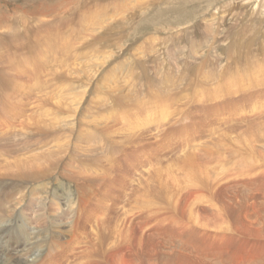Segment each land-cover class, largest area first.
I'll return each instance as SVG.
<instances>
[{"label": "rangeland", "instance_id": "374dc122", "mask_svg": "<svg viewBox=\"0 0 264 264\" xmlns=\"http://www.w3.org/2000/svg\"><path fill=\"white\" fill-rule=\"evenodd\" d=\"M232 1H239L238 11L231 5ZM241 3H244L243 0H0V118L5 117L3 120L8 122L15 115L7 117V114L18 111L19 116L22 113L20 118L25 122V129L30 131H26L23 136L19 129L17 132V128L12 127L4 137L7 141H0V154L3 153L6 162L13 165L21 154L41 155L45 149H52L54 146L58 152V162L63 155L60 154L61 145L66 142L64 134L68 135L67 143L70 148L69 158L67 156L65 159V169L59 165L60 170L55 162L51 167L44 160L45 170H48L45 174L49 175L39 177L38 181L23 180L20 174H15L17 177L9 176L6 175V169L0 170V205L4 204V195L7 196L3 192L11 194L5 204L9 207L4 209L3 205L0 211V251L14 249L15 244L22 241L21 235L26 232L28 237L29 234H40L41 238L47 239L60 234H71L75 219L76 234H95L98 229H102V233L108 225L118 223L123 214L121 207L126 209L131 205V211L136 210L135 204H140L142 200L136 199L135 195L139 197L148 194L152 199L156 197L161 202L153 207L157 208L161 204V208H165L167 187L177 183L184 184L186 179L193 177L194 171H187L185 174V171H177V167L181 170L189 160L196 159L195 156L203 162L208 160L211 163L204 165L205 169L202 170L207 173V169L212 168V173L216 170L213 175L222 168V164L225 168H233L237 167L238 161L247 160L252 164L255 161L264 166V21L249 18L250 11H243ZM253 5L249 7L253 9ZM216 10L218 14L215 13ZM221 15H234L237 22L227 20L220 28ZM263 16L264 13H261L260 19H264ZM204 22L210 23L212 36L219 32V37L225 40L229 36V26L232 25L237 31L230 35L224 45L213 42V38L208 36L206 43H200V36L205 32L204 25H201ZM243 26L252 29L251 34L247 33L251 36L246 39V44H242L240 38L239 31ZM190 43L197 46L201 44L196 58L191 57ZM57 46L61 48L60 51ZM238 49L243 53L240 58L236 57L239 56ZM72 66L74 69H71ZM229 85L231 86L228 87ZM63 89L65 96L59 97L60 101L56 100L55 94L59 95ZM42 93H45V99L41 98ZM74 93L80 95L76 102L69 100ZM62 100L64 103H61ZM42 103L46 104L47 109ZM32 112L36 115L31 114ZM143 112H148L153 117L149 125L148 113ZM56 115L58 118H65V121H59L62 132L53 134L47 126L50 117L55 122L53 118ZM256 115L258 116L255 117ZM259 116L262 119L258 120ZM133 117L135 120L146 121L143 124L149 127L146 129L141 124L143 126L139 127L140 130H133L131 135L134 134L133 138L136 140L140 132L139 135L146 139L143 137L137 140L138 143L126 141L122 145L121 136L126 131H119L115 123H119L120 118L132 122ZM20 118L17 119L19 122ZM151 122L154 125L152 127ZM159 122L162 124L158 128L163 129L157 131L156 124ZM80 124L89 128L86 130L82 127V131L88 132V135H96L100 140L96 145L98 155L96 152L92 153V158H97L96 162L91 163L86 159L88 156L84 157L86 160L81 156L84 153L81 150L89 137L83 133L77 139V136L69 132L71 127L75 128H72L75 133L80 131ZM108 127H112L111 131H108ZM128 134L129 131L124 135ZM8 136L10 137L7 138ZM21 140L29 141V148L25 150L30 151V154L23 150ZM116 143H120V147ZM1 155L0 167L3 163L1 160L4 159ZM82 161L97 171H105L104 174L109 176L95 184L94 188L99 189L98 193L92 190L91 193L94 192L95 195H91L90 199L93 200H89V206L85 205L86 208L80 212L78 196L80 192H84L69 177V171H85ZM165 167L176 170L173 174L175 177L170 178L177 180L176 183H172L167 174L162 172ZM85 173L91 176L90 172ZM195 176L197 174L194 173ZM122 179L126 196L122 198L120 195L122 199L106 197L109 195V188L118 197V188L123 186L120 182ZM218 180L222 178L219 177ZM45 183V187L39 186ZM139 183L144 186L140 184L139 187ZM90 185L88 182L86 189ZM145 186L147 190L142 191V194L137 193ZM85 193L90 195V190ZM13 194L15 196L11 197ZM115 199H118L117 202ZM105 205L106 211L102 209ZM139 208L137 207L138 210ZM90 211L105 214V227L97 228ZM70 212L76 216H71ZM182 221L190 222L187 218ZM38 248L39 244H33L34 250ZM10 253L11 251L0 253V264H6ZM47 257L48 254L44 257V263Z\"/></svg>", "mask_w": 264, "mask_h": 264}, {"label": "bare ground", "instance_id": "6f19581e", "mask_svg": "<svg viewBox=\"0 0 264 264\" xmlns=\"http://www.w3.org/2000/svg\"><path fill=\"white\" fill-rule=\"evenodd\" d=\"M243 2L245 4L241 3L242 9H243V11H246V12H248V10L250 11V12H248L250 14L249 18L258 19L259 22L264 21V19H260L261 13H264L263 12L264 11V0H243ZM253 3H254V5H253ZM231 5L233 6V8L236 11H238V9H239L238 7H240L239 1H232ZM249 5H253V9H251L249 7ZM247 6L249 8H247ZM225 10H226V8H225ZM215 13L218 14V10H216ZM241 17H245V16H241ZM263 18H264V16H263ZM220 19H221V22L218 21L220 23V28L223 26V24L227 20H231V21L237 20L236 16H234V15H232V16H222L221 15ZM207 22L201 23L202 26L204 25L203 30L205 32H203V34L200 36V43H202V42L206 43V39H207L206 37L208 36V37L213 38V42L215 41V43H219V45H221V44L224 45L225 41L230 37V35L232 33H235V31H237V29L235 27H232V25L229 26L228 28H231V29L229 30V36L225 40L224 38L219 37V35H220L219 32H215L214 36H212V32L210 30L211 29L210 23H207ZM236 22L237 21H235V23ZM218 28H219V26H218ZM251 30H249L248 26H243L242 28H240L239 32H240V38H241L242 44H246L248 42L246 39H249L251 35L248 36L247 33L248 32L250 33ZM199 34H201V33H199ZM195 38H196V36H195ZM197 43H198V41H197ZM212 44H214V43H212ZM200 45H198V46H200ZM191 46H192L191 47L192 53L190 52L191 57L196 58V56L200 53L199 52L200 47H198L195 44H191ZM177 48H178V46H177ZM57 50L60 51L61 48L58 47ZM256 50H258V49H256ZM237 53L239 56H236V57L240 58L243 56V53L239 49H238ZM66 67H68V66H66ZM74 67H75V64H74ZM258 68H259V66H258ZM71 69H74L73 66ZM256 70H257V68H256ZM69 71H70V69H69ZM71 71H73V70H71ZM252 72H254V71H252ZM64 74L65 73L63 72V75ZM227 76H228V73H227ZM230 76H232V75H230ZM86 80H88V79H86ZM232 80H233V78H232ZM158 84H159V82H158ZM231 85H229L228 87H230ZM61 91H62V93L60 92L59 95L55 94L56 98L55 97H51V98L52 99L55 98L56 100L60 101L61 99L59 97L65 96V94H63L64 89ZM75 93L72 94L71 97H69V100H73L74 102H76V100H78V97L80 95L78 96ZM82 94H84V93H82ZM40 96H41V98L45 99V93H42ZM20 99L22 100V98H20ZM21 100H19V101H21ZM48 101L49 100H47V102ZM81 101H82V99H81ZM66 102H69V101H66ZM61 103H64V101L62 100ZM43 105L45 106L44 108L47 109L46 104H43ZM159 108H160V106H159ZM34 109H33V111H36L38 108L36 110H34ZM63 109H65V108H63ZM55 110L56 109L54 108V111ZM69 110H71V109H69ZM51 111H52V109H51ZM57 111H58V109H57ZM72 111H74V110H72ZM135 111H136V109H135ZM164 111H166V110L164 109ZM260 111H262V110H260ZM12 112H11V114H7L8 116L5 113V115L7 117H10V115H12V114L15 115L10 120H8V122L6 120H3L5 117L0 118V141L6 140V138H4V137L8 134V131H10V129H12V127L17 128L15 130L17 132L19 129V131H21L23 136H25L24 133H26V131H29L28 129H25V126H24L25 122L23 123L22 118H20L22 113L19 116L18 111L15 112L16 114L14 112L13 113ZM153 112L157 113L156 111H153ZM245 112H246V110H245ZM251 112H253V111H251ZM33 113H34V115H36L35 112H32L31 114H33ZM134 113H136V115H137L138 112H134ZM134 113H132V114L134 115ZM141 113H142V111H141ZM144 113H146V112H143V114ZM256 113L258 114V112H256ZM260 113L262 114V112H260ZM132 114H131V116H132ZM163 114L168 115L165 113H163ZM150 115L151 114L148 113V116L150 118L147 121L148 125H149V121L153 120V119H151L152 116H150ZM159 115L160 114H158L157 116L159 117ZM164 115H163V118H164ZM254 115L255 114H253V116ZM53 116H54V114H53ZM120 116H121V114H120ZM243 116H247V115H243ZM257 116L258 115H256L255 117H257ZM158 117H157V119H158ZM160 117H161V115H160ZM259 117H260L259 119L257 118L258 120L262 119L261 118L262 116H259ZM18 118H20V120H21L20 122H19V120H17ZM42 118H43V116H42ZM42 118H40V119H42ZM51 118L52 117H50V120H48V126L46 125L47 127H49L48 130H50V133L53 132V134H57V133L62 132L60 130L62 127L59 126L60 125L59 121H65V118H63V117L58 118L56 115L55 118H53L55 122H53ZM134 118L135 117H133V119ZM141 118H143V117H141ZM136 119H137V117H136ZM28 121H29V119H28ZM30 121H31V119H30ZM67 122H68V120H67ZM161 122L156 124L157 125L156 126L157 131L163 129L162 127H161V129L158 128L159 127L158 125L162 124ZM260 122L261 121H259V123ZM42 123H43V121H42ZM53 123H55V124H53ZM63 123H65V125L67 124L66 122H63ZM143 123L145 124L146 121L142 122V121H140V119L139 120L134 119V121L130 122L124 118H120V122L115 123L116 125H118L119 131L120 130H123L126 132L129 131L128 135H124L126 132L122 131L124 133L121 136L122 137L121 138L122 145H124L127 142H132V141H136V143H138L137 140H140L141 138L144 137V136L142 137L141 135H139L140 132L137 135L136 140L133 138L134 134L131 135L132 134L131 132H133V130L138 132L140 130L139 127L144 125ZM164 123L168 124V122H164ZM81 124H80V126H81ZM141 124H143V125H141ZM150 124H151L150 127H152L153 123L151 122ZM148 125L147 124L144 125V126H146L145 127L146 129H147V127H149ZM164 126L165 125H163V127ZM253 126H252V129H253ZM82 127H84L86 130L89 129L87 125H82L79 129L80 131H78V129H77L79 134H77L78 132L75 133L73 131L75 129L74 127H71L69 132L73 133V135L75 137L77 136V139L79 138L80 134H83V133H84V135H87V138L89 137L88 140L86 138V140H87L86 146H84L82 148V150L80 149L81 153L84 152L83 153L84 155L81 154V156L83 158L88 156V158H86V159H88L91 163L93 161L96 162L97 158L93 159L92 157L94 156V154H92V153L96 152L98 155V152H97L98 148L96 145L99 143L100 140L98 141V139L95 137L96 135L95 136H92L91 134L88 135L87 134L88 132L82 131L81 130ZM72 128H73V130H72ZM108 128H109L108 131L109 130L111 131L112 127H111V129H110V127H108ZM137 129H139V130L137 131ZM151 129H153V128H151ZM248 129H250V128L248 127ZM252 129H251V132H252ZM141 130L143 131V129H141ZM93 131H94V129H93ZM260 131H261V129L259 130V132ZM153 135H154V133H153ZM241 135H244V133ZM16 136H17V134H16ZM64 136H65L64 141H66V142L61 145L62 151L60 152V154L61 155L63 154V155L60 157L58 162H57L56 157H59V156H58V152L56 150V147L53 146V148H52L53 150L51 149V147H50V149L49 148L45 149L46 151L44 150L43 154H41V155L40 154L33 155L34 153H31L30 151L27 152V150H25V149L29 148V147H27L29 145V141L27 142V141L21 140L22 142L20 145H22L23 150H25L26 153H28V154L31 153V154L30 155L21 154L22 156L19 157V160L16 159L14 161L13 165L6 162L7 159H6L5 155H3V153H2V155L0 154L1 156L4 157V159L2 158L3 160H1V163L2 162L3 163H2V166L0 167V170L6 169L7 171H5V172L6 173L8 172L6 175H9V176L17 177V176H15V174H20L21 179H23V180H34V181H38V178L41 176L47 177L49 175V174H45L46 172H48V170H45L44 160L47 161L46 162L47 165H50L51 167H53L52 166L53 162H55V166H57L59 169L61 167H63V170H64L65 164H66L65 159L67 156L69 158V155H70L68 152V151H70V148L68 145L69 143H67L68 142V140H67L68 135L64 134ZM129 136H131V138ZM9 137L10 136H8L7 138H9ZM22 139H24V137ZM72 139H73V137H72ZM95 139H96V141H95ZM8 141H9V139H8ZM57 141H58V139H57ZM17 142L18 141H16V143ZM255 142L257 143L258 141H255ZM112 144L114 145L115 143H112ZM116 144H118V143H116ZM251 144L254 145L255 143H251ZM4 145H6V144H4ZM40 145H41V143H40ZM119 145H120V143L118 144V146ZM25 146L27 148H25ZM78 146L79 145H77V147ZM121 148H123V147H121ZM228 148H230V147H228ZM253 148H254V146H252V149ZM120 150H122V149H119V151ZM239 150H240V148H239ZM52 151H54V152H52ZM96 153H95V155H96ZM248 153H249V151H248ZM252 153H254V152H252ZM4 154L7 155V153H4ZM8 157H12V156H8ZM195 158L196 159L191 158L192 160H189L190 162L185 164L181 170L179 169V167H177V171H185V174L187 171L188 172L194 171L193 175H192L193 177L186 179V182L184 184L177 183V184H172V186H170V187H167V189H166L167 195L164 194V197L168 196L167 199L165 198L166 199L165 202H167V207L163 205L165 208H161V206H162L161 204L160 205L158 204L159 208L158 207L154 208L153 206L156 205L158 202H161V201H159V199L157 200L156 197H154L155 199L150 198L149 197L150 195H148L147 192L144 193L147 195H139V197L137 195H135L136 194L135 193L134 195L136 196V199L138 198L139 201L142 200L140 204L138 202H137L138 204H135L137 206H135L133 204L136 207L135 211L138 210L137 207L138 208L141 207V208H139L140 210H138L137 212H135V211L132 212L131 210H133V207L131 205H129L130 207H127L126 209L121 207L123 214H121L120 216L123 217L124 219L120 217L121 220L119 218H118L119 221L116 220L118 222V223L117 222L116 223L120 224L119 226L117 224L112 225V226L108 225L107 228L104 229V231L102 233H101L102 229L101 230L98 229L97 231H95L98 233H95V234H90V233L76 234L75 226L77 227V220L75 219V222L73 223L74 233L72 231L71 234H60V235L56 236L55 238L47 239V238H43V237L41 238L40 234H36V235L29 234V237H28V235H26L27 234V232H26V234L21 235L22 236L21 242H18V244L14 243L15 244L14 249H10L9 251L1 250L0 253H9L11 251L9 260L6 261V264H73L74 262H76L74 264H264V166L262 164H258V162L255 163V161H253V164L247 160L246 161L245 160L244 161H238V163H236L237 167H233V168H225V167H223L224 164H222V168L220 170H218L219 172L217 171L213 175L214 171H216V170H214L212 173V171H211L212 168H209V169L206 168L207 173L204 172V170H202L203 166L208 164V162H209L208 160H205L203 162V160L201 161L200 159H197L196 156H195ZM263 158H264V155H263ZM80 159H81V157H80ZM262 160H264V159H262ZM48 162H49V164H48ZM201 162H203V163H201ZM83 164H84V162H83ZM85 164L83 165V168L84 169L86 168L88 170L85 169V171H83V172H81L80 170H79L80 172L79 171L76 172L74 170L69 171L66 168L67 171H69L71 173V175H69V177L72 178V180L74 179L75 182H77L76 183L77 187L79 185L80 186L79 189L82 192H84V193L80 192V196H78V199L80 198L79 199L80 203H78L80 212H81V209L86 208L85 205H88V203H90L89 202V200H91L90 196L95 195L94 194L95 191H96L95 193H98L97 190H99V189L97 187L94 188V186H96L95 184L100 183L103 179H105L107 176H109V174H107V175L104 174L105 171H102V170L97 171L93 167L91 168V166L85 165ZM95 164H97V163H95ZM59 165H61V167ZM108 166H110V164H108ZM172 166H174V165H172ZM170 167L163 168L162 172H164V174H167L169 179L170 178L173 179L175 177L173 174L176 170H174V171L170 170ZM101 168H102V166H101ZM77 169H79V168H77ZM89 169H90V171H89ZM104 169H105V167H104ZM203 169H205V168H203ZM86 171L90 172L91 176H88L85 173ZM194 173L197 174V176L194 177ZM210 173H212V174H210ZM102 174H103V176H102ZM21 175H24V176L21 177ZM111 175L112 174H110V176ZM159 175H161V174H159ZM219 177L222 178V180H218ZM172 179H170V180H172ZM42 180H40V181L42 182ZM83 181L87 186H88V182L91 184L88 189H86L87 186L83 183ZM120 182L125 187L124 179L120 180ZM171 182L176 183L177 180H172ZM130 184H132V182ZM140 184L141 183H139V187H140ZM203 185H205V186H203ZM39 186L45 187L46 183L43 185H39ZM123 186L121 185V187H123ZM129 186H131V185H129ZM141 186H144V185L141 184ZM121 187L118 188V191H119V192H117L118 197L116 195L114 196L112 188L108 189L109 195L106 197H108V198L110 197L111 199L112 198L114 199V198H120L119 196L121 195L122 198H124L127 194V191L125 192L126 187L124 189ZM157 187H158V185H157ZM82 189H86V190L83 191ZM152 189H155V187ZM87 190H90V195H87L85 193ZM92 190H94L93 193H91ZM136 190L137 191L141 190L139 192L135 191V192L140 194L142 191L144 192L147 189L145 186L142 189H139V190L136 189ZM148 191H150V190H148ZM4 194H7V196ZM3 195H4V198H2V200L5 199V201L3 202L4 204L0 205V211H1V208L3 205L5 206V207H3L4 209L9 207V206L7 207L5 204L8 203V200H9V197L11 194L3 192ZM14 196H15V194H13L11 197H14ZM103 197H105V196H103ZM122 198H120V199H122ZM146 198H148V200H146ZM11 199L12 198H10V200ZM143 199H145V200H143ZM52 200H54V199H52ZM117 200L118 199H115L114 201L117 202ZM138 200H135V201H138ZM202 200H205V201L202 203L197 202V201H202ZM162 202H164V201H162ZM100 203L102 204L103 202H100ZM162 204H164V203H162ZM55 205H58V204H55ZM14 208H15V206H14ZM88 209H90V208L88 207ZM102 209H104V210L107 209V205H105V207H102ZM89 213L94 215V217L92 219H94L93 223L94 224L96 223L95 225H97V228H100L98 226L105 227V218H106V217L104 218L105 214L103 215L102 212L101 213L100 212L93 213L92 211H90ZM70 214L72 216L74 213L72 214V212H70ZM12 216H14V215H12ZM71 216L69 218H71ZM183 218L185 220L187 218L190 220V222L192 221L193 223L182 221ZM75 223H76V225H75ZM224 223H225V225H224ZM33 244H39L40 248L34 250ZM46 254H48V257L46 258L47 261L44 263V257ZM59 254H60V257H59Z\"/></svg>", "mask_w": 264, "mask_h": 264}]
</instances>
